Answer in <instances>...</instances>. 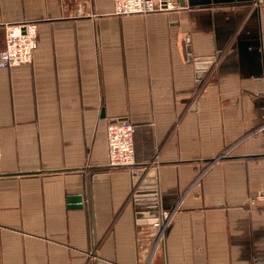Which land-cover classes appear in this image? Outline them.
I'll list each match as a JSON object with an SVG mask.
<instances>
[{
	"label": "crops",
	"instance_id": "obj_1",
	"mask_svg": "<svg viewBox=\"0 0 264 264\" xmlns=\"http://www.w3.org/2000/svg\"><path fill=\"white\" fill-rule=\"evenodd\" d=\"M254 1L117 17L113 0H0V51L2 25L37 23L32 62L0 69V264H264ZM188 56L216 61L197 79ZM113 118L135 127L134 162L154 173L158 206L178 207L154 250L131 173L107 165Z\"/></svg>",
	"mask_w": 264,
	"mask_h": 264
},
{
	"label": "built area",
	"instance_id": "obj_2",
	"mask_svg": "<svg viewBox=\"0 0 264 264\" xmlns=\"http://www.w3.org/2000/svg\"><path fill=\"white\" fill-rule=\"evenodd\" d=\"M263 2L264 0H255L254 4L259 5ZM178 8L177 0H113V15L117 17L165 14ZM2 29L4 46L0 51V69L30 64L37 47V23L24 21L16 24H4ZM215 61L216 58L214 57L211 64ZM134 132L135 127L126 119L107 124L108 167L126 169L130 173L141 168L136 166L134 162ZM223 157L224 154L219 159ZM155 201L158 205L156 191ZM250 204L254 205L255 203L251 201ZM177 210V206L169 210L158 208L157 233L153 241V250L163 243Z\"/></svg>",
	"mask_w": 264,
	"mask_h": 264
},
{
	"label": "water",
	"instance_id": "obj_3",
	"mask_svg": "<svg viewBox=\"0 0 264 264\" xmlns=\"http://www.w3.org/2000/svg\"><path fill=\"white\" fill-rule=\"evenodd\" d=\"M189 61L194 63L196 70L197 79L203 74V71L206 70L211 65V58H192L188 56ZM125 118H113L110 122L117 120H124ZM145 174V175H144ZM145 176L141 179L142 176ZM154 173L147 172L145 173L144 168H139L137 171L131 173V198L130 203L136 222L139 225H147L151 229L157 231L158 223V208L157 202L155 201V181L153 180ZM77 203H82L83 197L77 198ZM79 207H84L83 204H80Z\"/></svg>",
	"mask_w": 264,
	"mask_h": 264
}]
</instances>
